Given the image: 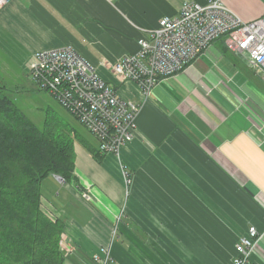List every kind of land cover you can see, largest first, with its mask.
Returning <instances> with one entry per match:
<instances>
[{
	"label": "crops",
	"instance_id": "crops-1",
	"mask_svg": "<svg viewBox=\"0 0 264 264\" xmlns=\"http://www.w3.org/2000/svg\"><path fill=\"white\" fill-rule=\"evenodd\" d=\"M184 1L208 0H10L0 10L7 77L20 78L16 68L27 70L36 50L71 45L122 97L141 102L135 137L118 155L97 161L77 139L78 185L47 176L60 185L41 190L40 206L65 221L63 264H100L104 248L111 264H180L182 244L193 264H230L234 243L251 225L261 236L249 264H264V79L247 57L217 39L146 98L110 70ZM224 3L246 22L264 19V0ZM215 227L231 234L224 255L215 251Z\"/></svg>",
	"mask_w": 264,
	"mask_h": 264
},
{
	"label": "built area",
	"instance_id": "built-area-1",
	"mask_svg": "<svg viewBox=\"0 0 264 264\" xmlns=\"http://www.w3.org/2000/svg\"><path fill=\"white\" fill-rule=\"evenodd\" d=\"M8 1L0 0V10ZM220 38L233 52L246 56L264 79V19L246 22L224 0L182 2L175 16L160 18L148 36L137 39L138 50L122 55L110 70L116 82H134L146 98L162 77L183 70ZM27 70L39 89L49 92L90 132L101 154L118 155L135 137L141 102L122 97L71 45L36 50ZM124 177L129 185L128 172ZM260 236L254 225L249 226L234 243L230 264H249ZM102 253L99 263L108 264L109 249Z\"/></svg>",
	"mask_w": 264,
	"mask_h": 264
},
{
	"label": "trees",
	"instance_id": "trees-1",
	"mask_svg": "<svg viewBox=\"0 0 264 264\" xmlns=\"http://www.w3.org/2000/svg\"><path fill=\"white\" fill-rule=\"evenodd\" d=\"M79 136L76 126L63 127L55 118L36 124L0 85V264L65 262L60 244L65 221L41 209V182L54 174L78 185L74 141ZM80 140L102 160L92 141Z\"/></svg>",
	"mask_w": 264,
	"mask_h": 264
},
{
	"label": "rangeland",
	"instance_id": "rangeland-1",
	"mask_svg": "<svg viewBox=\"0 0 264 264\" xmlns=\"http://www.w3.org/2000/svg\"><path fill=\"white\" fill-rule=\"evenodd\" d=\"M8 55L11 56L9 53ZM3 59L8 58L5 55L1 56L0 54V60ZM25 67H27V64H25ZM16 70L20 75V78H13V76L11 77L9 75L7 77V74L5 72L8 71L7 68L3 69L2 67H0V85H5V87L7 88L8 96L14 100L15 104L20 107L29 116V118L32 119V121H34L38 125H41L45 117L52 119L55 118L56 122L63 127L76 126L80 134L78 138L79 140L82 137L90 140V132L84 126L79 124L76 119L49 92L39 89L31 79L29 72L25 68L20 66V68H16ZM52 178L46 177L44 180H42V193L47 194L49 189L55 186V184L56 186L60 185L59 183H55L53 181L55 179L54 177ZM58 189H60V187H58ZM82 210L85 211V209L82 207V209H79L78 212L80 213ZM122 215L123 212H121L120 216ZM65 217L67 219H71L72 213L65 214ZM215 233L217 235L215 251L216 253H218V255L222 253L224 255L227 253L228 242L231 238L230 231L228 228L226 229V227L224 228V230H222V227H215ZM122 242L120 241V244ZM124 243L123 245L125 246ZM175 245L176 243L170 242L167 238L166 246L168 251H174ZM182 252L183 256L181 258L180 264H193V258L190 257V252L185 244H182ZM101 254L103 255L102 252ZM166 264L179 263L177 260L174 261L172 258H170L166 259ZM214 264H217L216 260Z\"/></svg>",
	"mask_w": 264,
	"mask_h": 264
},
{
	"label": "water",
	"instance_id": "water-1",
	"mask_svg": "<svg viewBox=\"0 0 264 264\" xmlns=\"http://www.w3.org/2000/svg\"><path fill=\"white\" fill-rule=\"evenodd\" d=\"M58 177H59V179H60V180H62V181H63V178H62L61 176H59V175H58Z\"/></svg>",
	"mask_w": 264,
	"mask_h": 264
}]
</instances>
